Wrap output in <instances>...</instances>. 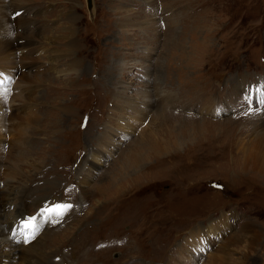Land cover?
Here are the masks:
<instances>
[{"label": "rangeland", "instance_id": "obj_1", "mask_svg": "<svg viewBox=\"0 0 264 264\" xmlns=\"http://www.w3.org/2000/svg\"><path fill=\"white\" fill-rule=\"evenodd\" d=\"M92 1L1 0L35 48L0 68L33 106L0 108V190L41 224L1 263L264 264V0Z\"/></svg>", "mask_w": 264, "mask_h": 264}, {"label": "bare ground", "instance_id": "obj_2", "mask_svg": "<svg viewBox=\"0 0 264 264\" xmlns=\"http://www.w3.org/2000/svg\"><path fill=\"white\" fill-rule=\"evenodd\" d=\"M137 1L143 2L147 6L149 5L147 3H151V0H137ZM92 4H94V2ZM0 7H1L0 8V68H1L3 66H6V65H8V66H15L16 65V59H21L22 61H25L27 59V57H24V55H21V51H25L26 48H35V47H32L31 46L34 43V41H33V39L31 40L30 35L26 33V31H27L26 30V27H28V25H30V24L32 25V23H33V22L30 21V18H28L27 15L25 14V13H27L28 10L25 9V7L23 5H16V6H14L15 8L13 10H11L10 15L7 14V16L5 17V14H4V10L3 9H6L5 11H7L8 4L7 3H3L0 0ZM10 7H12V6H10ZM21 9L24 12L20 16L15 17L14 15H12V17H11V13L12 12L17 11V10H21ZM93 11H94V5H93L92 12ZM89 14H90V12H89ZM12 18H14V19H12ZM76 24L73 27H71L69 29V32H68V33H70V31L72 32V34L70 36V39L68 41V44L66 45V47L69 50H71L72 48H76L77 49V46H78V42L76 41V35L74 33L75 27H77ZM133 24H134V26H136V23H134L132 21L131 22L126 21V19H124V18H119V20L117 22V26L120 29L121 28L122 29L123 28H126V27H128L130 25H133ZM66 38L67 37H64L63 39H66ZM63 39H61L60 41H64ZM19 40H24L23 44H20V45L17 44V42ZM59 53H62V51L57 50V54H59ZM67 59L69 61V62L67 61L68 64L67 63L65 64L66 67H67V69H69V70H76V67H77L78 64H77V61L74 60V57L70 55L69 58H67ZM22 61H17V63H20L21 64V68L22 69L23 68L26 69L27 66ZM23 66H25V67H23ZM31 67L34 68V64H30V66L28 67V70H30ZM22 69H18V68L15 69V71H17V72L15 73L14 76H16L17 81L15 82L14 85L17 86V87L19 86V89H22L23 92H21V93H18V92L17 93H14L12 91L14 93V95H11L9 97V101H8V99L5 100L4 97L2 95H0V108L5 107V105H8L9 106V109H10L9 111H11V112H8V114H12L17 119H21V117L26 113V107L28 109L33 108L32 104L30 103V96H31V94L30 95L27 94V93H30V92L29 91L26 92V87L20 85V83L22 82V80H24V78H21V79L18 78L19 75H20V73H22V74H24L26 76V73L27 72L25 73V70L23 72ZM30 72H31V70H30ZM27 74H30V73H27ZM26 82H29L28 76H26ZM247 88H249V86H247ZM27 89H29V88H27ZM256 91H258V90L256 89ZM251 95L252 94L249 93V96L250 97H251ZM251 100L252 101L254 100L255 102L258 101L257 99H255L254 96L251 97ZM17 106H19V107H17ZM120 120L121 121H128V120H130V122L132 121L130 118H128V119H124L123 118V119H120ZM52 186L53 185L51 184V187ZM10 187H12V186H9V184L7 182H4V186L0 190V241L3 243V245L6 242H8L7 241L8 240V233L10 232L12 225H14L15 222L20 217H23V215H24L23 214V210H24V207L26 205L25 201H23V196H22L23 193H22V190H15V189L10 188ZM28 193H29V191H28ZM12 197H16L18 202L17 203L12 202ZM13 204H15V208L18 209L14 214H12L13 213V210H12L13 208L11 207V205H13ZM10 207H11L10 210L12 212H9V210H7ZM7 213H9V214H7ZM26 242L27 241H25V243ZM199 247L202 248L203 246H199ZM22 255H23V253H22ZM27 257H29V256H27ZM1 258L2 257H0V264H2L1 263ZM19 258H21V257H19ZM5 259H6L7 264H9L10 261H12L14 258L13 257H7V256H5ZM23 259H24V257H23ZM30 259H27L26 260V257H25L24 261H22L20 264H27V263L28 264H48V263L45 262V260L38 259L37 257H34V258L30 257ZM223 263H225L224 260L220 261V263H218V264H223Z\"/></svg>", "mask_w": 264, "mask_h": 264}, {"label": "water", "instance_id": "obj_3", "mask_svg": "<svg viewBox=\"0 0 264 264\" xmlns=\"http://www.w3.org/2000/svg\"><path fill=\"white\" fill-rule=\"evenodd\" d=\"M86 2H87L88 11L90 12V15H92L93 14V12H92V10H93V4L92 3L93 2H92V0H86Z\"/></svg>", "mask_w": 264, "mask_h": 264}]
</instances>
